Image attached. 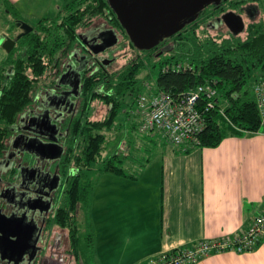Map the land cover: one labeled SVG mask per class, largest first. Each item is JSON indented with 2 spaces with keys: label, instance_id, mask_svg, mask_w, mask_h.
I'll list each match as a JSON object with an SVG mask.
<instances>
[{
  "label": "trees",
  "instance_id": "16d2710c",
  "mask_svg": "<svg viewBox=\"0 0 264 264\" xmlns=\"http://www.w3.org/2000/svg\"><path fill=\"white\" fill-rule=\"evenodd\" d=\"M100 19L116 25L113 27L121 35V41L128 39L136 55L115 71L95 67L92 77L86 78L82 85L88 106L65 127L60 158L63 199L53 222L69 230L71 244L80 249L82 264H93L95 253L91 252L94 235L88 229L86 216L94 185L91 172L136 178L125 169L132 144L121 136L120 151L115 148L114 152L110 145L120 138L118 134L116 139L108 135L120 114L131 116L134 105H138L146 91L148 74H143L148 65L160 64L156 92H167L175 99L200 85L214 84L218 90L213 109L207 110L206 102L199 101L203 128L197 142L186 147L174 145L177 151L189 153L198 147L216 148L227 137L264 132L253 93L255 81L264 78V20L251 23L244 35L231 31L229 35H212L214 28L204 26L199 32L201 26H196L181 32L174 44L165 45L159 53L140 51L133 45L108 0H70L56 19H42L39 28L34 27L30 34L19 39L0 67V162L6 157L21 118L36 107L39 94L54 83L69 56L79 48L81 33L90 27L99 28L94 25ZM254 70L257 73L252 79ZM96 100L108 107L101 120L92 119L90 104ZM136 111L135 115L140 112ZM141 124L131 126V131L138 129L132 135L156 131L143 132ZM107 152L109 155L104 157Z\"/></svg>",
  "mask_w": 264,
  "mask_h": 264
},
{
  "label": "crops",
  "instance_id": "0c3cea01",
  "mask_svg": "<svg viewBox=\"0 0 264 264\" xmlns=\"http://www.w3.org/2000/svg\"><path fill=\"white\" fill-rule=\"evenodd\" d=\"M46 1L0 0L11 12L25 14L48 8ZM137 131L118 132L120 141L130 136L125 165L136 178L106 173L105 228L96 236L93 263L149 264L177 248L242 233L264 212V132L182 153L157 130L141 134V149L132 135ZM142 151L149 158L137 163ZM195 264H264V236L252 251L217 253Z\"/></svg>",
  "mask_w": 264,
  "mask_h": 264
},
{
  "label": "flooded vegetation",
  "instance_id": "af4514ba",
  "mask_svg": "<svg viewBox=\"0 0 264 264\" xmlns=\"http://www.w3.org/2000/svg\"><path fill=\"white\" fill-rule=\"evenodd\" d=\"M257 1L217 0L205 6L195 21L177 34L165 38L151 51L161 53L163 47L174 42L181 32L196 26L214 29L226 26L233 33L243 26L238 33L242 34L247 29L244 16L253 20L259 15L255 5ZM102 32L116 31L113 28L92 27L81 33L79 48L69 56L54 83L39 94L36 107L21 118L13 137L16 139L11 140L14 141L13 149L8 150L0 162V211L7 216H14L5 225L0 223V238L4 244L3 249H0V264H59L51 252L55 249L59 230H63L53 222L54 214L62 203L55 206L56 193L63 184L62 155L55 158L48 155L58 153L60 148L63 153L65 127L84 111V80L92 77L96 68L108 67L112 62V59H102L100 55L107 53L113 46L97 51L107 43L99 39ZM43 94L48 106L46 113L38 109ZM18 141H21V147L15 145ZM33 143L36 144L34 152L30 145ZM28 160L31 164L23 163ZM51 161H55V168ZM10 176L11 179L7 180Z\"/></svg>",
  "mask_w": 264,
  "mask_h": 264
},
{
  "label": "rangeland",
  "instance_id": "374dc122",
  "mask_svg": "<svg viewBox=\"0 0 264 264\" xmlns=\"http://www.w3.org/2000/svg\"><path fill=\"white\" fill-rule=\"evenodd\" d=\"M48 4H49V7H48ZM46 5L48 8H44L42 10H39L37 8H33L30 10V12L28 14L19 13V12L8 13L9 10H11V11H13V10L10 9L9 7H4L3 4L0 2V35H5V36L13 35V34L18 35L20 33L19 31L21 30L19 27H17V22H19V21H24L33 27L39 28L40 27V21H42V19H45V21H48L51 19H56V17L59 16V14H60V12L58 10V6L61 7V9H62V5H64V1L63 0H47ZM255 5L259 9V15L253 20H250V18H248L247 16H244L245 17L244 20L246 22L247 27L249 24L251 25V23H253V22H259L260 20H264V0H258ZM13 26H14V28H13ZM94 26H99V28H101V29L113 28L117 32L116 28L113 27L116 25H114V24L111 25L110 23H108L102 19L98 20L97 25H94ZM96 28H98V27H96ZM203 29H204V26H201V28L198 31L202 32ZM228 31H229V29L226 26H220L217 29H213L211 33H212V35H216V33H222L224 35H229ZM116 32H115V36L111 37L112 42L116 39L115 45L119 41V36ZM82 33H85V30ZM245 33L246 32H243L242 35H244ZM93 35H95V34H93ZM200 35L202 36V34H200ZM173 43L174 42L172 41L168 45H172ZM112 46H114V44L110 45L109 47H112ZM164 49L165 48H163L162 51H164ZM98 52H99V50H98ZM82 53H83V51H82ZM103 53H101V54H103ZM135 55H136V51L129 44L128 39L124 38V40L121 41V35H120V44H117L114 48H111L107 53L105 52L104 55H100V56L102 57V59H105V58L113 59L112 64L110 66H108L107 69L109 71H115L117 69L122 68L127 63V61L129 59H132ZM7 56H8L7 50L0 45V67L5 63ZM66 63L67 62H65V64ZM146 71L147 72L146 73L144 72L143 75L148 74V76L146 77L148 87L146 88V91L141 95V97L146 96L147 98H149L151 93H156V91H157V83L156 82H157L158 74L160 71V64H157L155 67L148 65L146 68ZM256 73H257V70H254L252 72V76H253L252 79H254V77L256 76ZM259 79H261V78H259ZM262 79H264V78H262ZM45 97L46 96L43 94L42 95V101L39 104L40 107L38 108L39 111H41L42 113L48 112V110H47L48 106L46 105L47 102L45 101ZM92 104L94 106H92ZM92 104H90V107L93 108L92 119L93 120L103 119L107 114L108 107L98 100L93 101ZM134 106H135V110H133V112H131L130 117H127L126 114H122V115L120 114L119 115L116 123L114 124L113 128L110 130L111 131L110 135H108L111 139H113V138L116 139V135L118 134V132L119 133L123 132L124 134H126V132H128L129 129L131 130V126L128 123L131 122L132 120L142 122L140 130L143 131L142 127H143L144 122L146 121V118H147L146 112H139V113H137V115H135V111L136 110L139 111V109H138L137 104ZM157 131H160V130H157ZM140 135L141 134L139 133L138 141L141 142L142 139H141ZM162 135H163V133H162ZM129 137L130 136H127L126 140L129 139ZM13 139H16V137ZM140 142H139V144L141 146V149H144ZM20 143H21V141H18V143L17 144L15 143V145L18 147H21L22 144H20ZM13 145H14V141H11L9 144V150L13 149ZM30 145L32 148L34 147V145H32V144H30ZM120 147H121L120 139H116V140L112 141V144L110 145V149L111 150L114 149V152H115V148H117V150L120 151L119 150ZM106 154L109 155V153L107 152L104 154V157L106 156ZM148 158H149V155L147 153H145V151H142L138 155L137 163H145L146 159H148ZM51 162L55 168V161H51ZM23 163L31 164V161L28 160V162H23ZM1 165H2V163H0V167H2ZM125 169H127L126 165H125ZM106 175H107L106 173L101 174V175H99V174L96 175L95 172H91V178L94 179V181H93L94 185H93V189H92L91 196H90V208L86 210V216L88 218V229L94 235L93 249L91 247L92 253H94V251L96 250L97 243L99 242V240L96 239L97 234L101 233V231L104 230V228H105V222H104L105 213L101 209L104 208V200H105L104 191H105V188L107 187V185L109 183V182L105 183ZM9 179H11V176L9 178H7V180H9ZM101 184H103L102 187H101ZM62 186H63V184L60 186L59 190L56 193V201H55L56 207H57V205H59L61 203V201L63 199ZM57 187L58 186H56L55 189ZM96 210H100V212L96 213L95 212ZM92 211L94 212V215H93ZM62 229L63 230H59V232H58L59 235L56 236L57 238L55 239V244H54L55 249L51 252L52 254L53 253L55 254V257L54 256H52V257L56 258V262L59 264H82L81 258L78 255V253L80 252V251L78 252V250H80V249H78L76 246L71 244L70 238H69V230L65 229V228H62ZM86 242L87 241H85V244H86ZM88 256H91V254H89ZM61 257H62V261H61ZM93 258L95 259V253H94ZM93 264H95V262Z\"/></svg>",
  "mask_w": 264,
  "mask_h": 264
},
{
  "label": "built area",
  "instance_id": "2783aa9c",
  "mask_svg": "<svg viewBox=\"0 0 264 264\" xmlns=\"http://www.w3.org/2000/svg\"><path fill=\"white\" fill-rule=\"evenodd\" d=\"M180 67V66H179ZM253 93L264 125V79L253 85ZM218 90L214 84L200 85L175 99L167 92L142 96L138 102L140 112H146L144 131L160 130L164 138L176 146H188L197 142L203 128L199 101L206 102V109L216 105ZM264 236V212L259 214L242 233L201 240L189 248H177L151 260L149 264H195L200 259L217 253H245L254 250Z\"/></svg>",
  "mask_w": 264,
  "mask_h": 264
},
{
  "label": "water",
  "instance_id": "95a60500",
  "mask_svg": "<svg viewBox=\"0 0 264 264\" xmlns=\"http://www.w3.org/2000/svg\"><path fill=\"white\" fill-rule=\"evenodd\" d=\"M215 1L217 0H108V3L133 45L140 51H147L154 49L165 38L177 34L187 24L195 21L205 6ZM17 27L21 32L15 38L0 35V45L8 53L14 49L19 39L34 30L33 26L24 21L17 22ZM242 29L243 26H239L234 33L238 34ZM112 36H115V33L102 32L99 35V39L107 42L104 47L98 48L99 51L115 45L116 39L112 42ZM31 150L34 152L33 148ZM60 155H62L61 148L58 153L49 154L48 157L55 158ZM13 219V215L7 216L0 211V223L3 225ZM3 246V239L0 238L1 250Z\"/></svg>",
  "mask_w": 264,
  "mask_h": 264
}]
</instances>
